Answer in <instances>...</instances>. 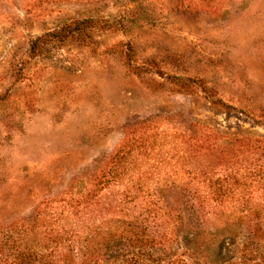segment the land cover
<instances>
[{
	"label": "rangeland",
	"instance_id": "1",
	"mask_svg": "<svg viewBox=\"0 0 264 264\" xmlns=\"http://www.w3.org/2000/svg\"><path fill=\"white\" fill-rule=\"evenodd\" d=\"M245 168L263 210L264 0H0V264H126L136 217L238 264Z\"/></svg>",
	"mask_w": 264,
	"mask_h": 264
},
{
	"label": "trees",
	"instance_id": "2",
	"mask_svg": "<svg viewBox=\"0 0 264 264\" xmlns=\"http://www.w3.org/2000/svg\"><path fill=\"white\" fill-rule=\"evenodd\" d=\"M208 179L211 182L209 184L211 192H208V194L212 196L213 201H216L217 204H221L225 200L233 197L232 195L236 193L238 196L237 201H244L243 203L247 207L241 210L242 213H244L247 218L253 217L249 220V233L240 249L241 255L238 264H246V262L251 261L254 262V264H264V209L262 210V208L259 209L258 207L251 208L247 205V202L250 201L247 195L249 187L247 183L248 179H254V181L260 182L259 176L253 174L252 170L245 168L244 173L242 172L241 174H239L238 171L231 172L230 174H215V176H209ZM136 219L135 222L126 221V223H124V230L132 233L130 236H126V238H130V245L133 246L132 248H134V250L132 254L131 250L128 251L127 254L131 255L124 258L123 263L219 264L216 260L209 261L211 262L209 263L206 260V255L193 252L190 246L191 241L188 240L187 236H182V238L178 235L176 236V234L168 236V228L167 230H161L160 228H154L149 223L143 224L142 221L138 222ZM18 247L19 246L16 247V245H13L11 250L15 252L10 255L13 256L14 260L23 261L26 257ZM221 248L222 245H219L217 250L220 251ZM121 249H124V246L121 247ZM89 253L91 254L90 250L86 256L87 258L90 257ZM157 255L158 257H156Z\"/></svg>",
	"mask_w": 264,
	"mask_h": 264
}]
</instances>
